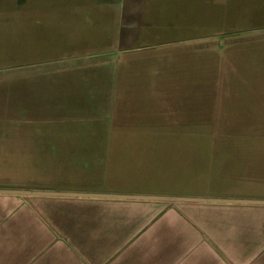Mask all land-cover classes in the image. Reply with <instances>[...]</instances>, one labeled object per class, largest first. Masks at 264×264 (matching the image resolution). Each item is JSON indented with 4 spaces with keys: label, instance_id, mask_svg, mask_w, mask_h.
<instances>
[{
    "label": "rangeland",
    "instance_id": "obj_1",
    "mask_svg": "<svg viewBox=\"0 0 264 264\" xmlns=\"http://www.w3.org/2000/svg\"><path fill=\"white\" fill-rule=\"evenodd\" d=\"M199 3L202 14L223 12L221 25L160 44L137 40L139 0H0L1 187L264 193V0ZM24 19H39L38 33L21 36ZM65 54L83 58L75 66L99 55L105 91L50 105L34 71Z\"/></svg>",
    "mask_w": 264,
    "mask_h": 264
},
{
    "label": "crops",
    "instance_id": "obj_2",
    "mask_svg": "<svg viewBox=\"0 0 264 264\" xmlns=\"http://www.w3.org/2000/svg\"><path fill=\"white\" fill-rule=\"evenodd\" d=\"M139 1L137 40L163 44L196 37L163 40L156 31L150 33L154 26L167 34L165 26L181 25L182 20L201 24L202 14L196 17L191 7L196 0ZM24 20L18 24L21 36L27 30L38 33L39 19ZM26 24L36 29H27ZM62 24L66 25L63 34L72 32V19ZM46 31L51 36L60 33ZM20 40L19 52L24 47ZM93 56L87 60L92 63L76 66L73 63L83 58L60 56L54 65L36 67L34 83L44 84L50 99L77 95L69 98L76 101L66 105H83L82 94L105 91V64L96 58L99 55ZM58 90L64 93L58 95ZM65 182L28 189L166 194L106 190L80 180ZM199 196L264 200V193L252 191ZM0 264H264V203L0 193Z\"/></svg>",
    "mask_w": 264,
    "mask_h": 264
},
{
    "label": "water",
    "instance_id": "obj_3",
    "mask_svg": "<svg viewBox=\"0 0 264 264\" xmlns=\"http://www.w3.org/2000/svg\"><path fill=\"white\" fill-rule=\"evenodd\" d=\"M0 193L8 194H38V195H62L75 197H111L128 199H150L165 201H199V202H252L264 203L263 199L226 198L199 195L178 194H144V193H108L96 191H74V190H43L28 188H0Z\"/></svg>",
    "mask_w": 264,
    "mask_h": 264
},
{
    "label": "trees",
    "instance_id": "obj_4",
    "mask_svg": "<svg viewBox=\"0 0 264 264\" xmlns=\"http://www.w3.org/2000/svg\"><path fill=\"white\" fill-rule=\"evenodd\" d=\"M236 3H240V1H238ZM203 6H204V4H203ZM201 7H202V4L200 6H198V8L196 7L197 8L196 10L194 9L195 10L194 15L196 17H198V14H200V15L202 14L201 11H203V8L206 9V7H202V8ZM211 7L213 9V8L218 7V5L217 4L211 5ZM186 8H190V7L188 6ZM219 9H221V8H219ZM221 13H223V12L220 11L219 14H221ZM219 14H215V15H212V16H210V15L206 16L205 13H203L201 17H204V19H202L201 24H195V22H193V20H189V22L186 21V20H182L181 25H177V27L176 26H171L170 28H167V30L169 29L168 30L169 32L167 34H163V33L161 34L160 33L159 35H160V37L163 40L165 38H177V37L188 38V37L193 36V35H196V36L197 35L198 36H200V35H210L211 33H209V32H212L214 30L213 29L214 26L215 27L217 26L216 28H218V25H221V21H222L221 17L222 16L221 15L219 16ZM209 17H212V19H214V20L210 22L209 21ZM239 17H241V16L239 15ZM165 27H169V26H165ZM203 32L205 34H202Z\"/></svg>",
    "mask_w": 264,
    "mask_h": 264
}]
</instances>
